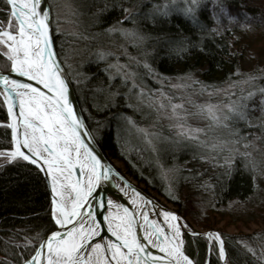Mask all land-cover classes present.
Wrapping results in <instances>:
<instances>
[{
	"label": "trees",
	"instance_id": "1",
	"mask_svg": "<svg viewBox=\"0 0 264 264\" xmlns=\"http://www.w3.org/2000/svg\"><path fill=\"white\" fill-rule=\"evenodd\" d=\"M130 3V0L115 3L104 0L98 6L101 11L97 28L86 34H95L104 25L118 21ZM175 4L170 3L166 11L162 8L163 12L158 17L163 30L157 33V40L171 39L164 42L161 53L150 60L155 70L166 75L194 72L207 87L248 79L252 90L244 101L243 117L247 120L232 114L229 126L235 131L234 140L240 139L244 130L253 128L261 140L255 153L235 154L223 173H211L208 177L193 167L185 168L187 160L177 162L175 165L179 166L172 181L174 187L167 193L161 189L162 179L151 163H146L132 146L119 138L118 131L124 125L125 117L130 116L131 108L112 86L115 81L109 78L103 63L85 62L76 68L77 73L73 75L63 59L72 39L53 30L52 37L86 122L105 155L110 160H119L123 172L142 185L143 190L148 192L151 188L171 201L182 218H191L201 228H213L219 218L225 216L228 219L225 208L228 202L244 203L260 183L257 171L264 157V125L254 120L262 114L261 105L264 107V42L258 43V39L249 38V34L264 33V0H198L195 5L191 4L193 11L190 14ZM154 11L150 10L145 17L147 21L155 20ZM9 12L5 0H0V25L3 27L8 23ZM9 66L10 61L0 54V68L8 69ZM101 88H104V94L101 92L97 95L99 99L94 98L93 92H99ZM100 98L102 102H96ZM114 101L118 109H114ZM111 110L115 112L116 119L109 116ZM6 121V109L0 102V149L11 147L10 130L4 124ZM248 135L252 136V133ZM204 178L213 179L215 188L204 186ZM219 208L220 213L217 214ZM52 224L51 199L41 171L23 160L1 162L0 264H19L27 258L39 240L37 237L41 238ZM220 235L224 240L226 264H264V228L251 233L220 231ZM185 237V251L196 264H203L206 238ZM208 264H222L214 243Z\"/></svg>",
	"mask_w": 264,
	"mask_h": 264
},
{
	"label": "snow or ice",
	"instance_id": "2",
	"mask_svg": "<svg viewBox=\"0 0 264 264\" xmlns=\"http://www.w3.org/2000/svg\"><path fill=\"white\" fill-rule=\"evenodd\" d=\"M196 2L192 0L193 5ZM5 3L10 12L7 27L0 25V47L6 49L0 54L10 61L11 69L7 74L0 72V102L7 106L12 122L6 127L12 137L11 150L0 156L36 166L51 177V190L58 194L52 202L56 230L37 237L39 246L24 264H195L183 251L182 225L175 214L163 212L165 223L159 224L150 219L149 205L154 209L155 204L140 193L141 204L133 199L131 207L107 197L102 185L109 181L112 169L94 155L85 140L90 134L69 100L49 38L51 10L43 8L42 0ZM186 11L190 14L193 9ZM13 73L37 86L11 78ZM179 107L173 105V112ZM233 114L244 116L243 112ZM74 171L78 177L87 175V182L73 180ZM99 217L103 219L98 221ZM138 229L143 230L142 238ZM107 233L110 237L105 240ZM215 240L224 260V240L219 233Z\"/></svg>",
	"mask_w": 264,
	"mask_h": 264
},
{
	"label": "rangeland",
	"instance_id": "3",
	"mask_svg": "<svg viewBox=\"0 0 264 264\" xmlns=\"http://www.w3.org/2000/svg\"><path fill=\"white\" fill-rule=\"evenodd\" d=\"M47 1L51 10V32L53 30L54 33L72 39L63 58L67 70L76 75V68L85 62L103 63L109 78L115 81L112 86L131 108L130 116L125 117V123L121 125V131H118L119 138L132 146L146 163H151L155 172L160 174L163 182L161 189L164 192L167 193L174 187L172 181L179 166L175 165L177 162L187 160L185 168L193 167L201 171V175L208 177L211 173H223L235 154L252 155L258 150L261 139L255 128L244 130L240 139L234 140L232 136L235 131L229 126L233 112H244L246 108L245 97L252 90L248 79L241 78L220 86L207 87L197 73L166 75L157 72L150 62L161 53L164 42L171 39L167 37L169 39L164 41L157 40V33L163 30L158 24V17L163 9L166 11L170 3H177L179 7L188 9L193 4L192 0H130L131 3L123 9L118 21L104 25L100 31L90 36L86 33L97 28L101 11L98 6L104 0ZM110 1L115 3L118 0ZM150 10H155L153 22L145 18ZM249 38L258 39L257 42L261 43L264 42V33L249 34ZM4 51L6 49L0 47V52ZM104 91V88L99 92L94 91L93 97L98 98L97 95L101 92L104 94ZM100 100L96 99V102H102V98ZM114 102L116 109L117 102ZM161 104L163 107H160ZM173 105L182 107L176 108L174 113ZM261 108L262 114L254 121L264 125L263 105ZM109 116L116 119L112 110ZM243 119L247 120L246 117ZM249 132L252 136L248 135ZM261 159L257 171L260 183L244 203L228 202L225 205L228 219L223 216L213 228H201L191 218L181 217L185 227L200 232L215 230L219 234L220 231L251 233L262 230L264 157ZM4 161H8V158L0 157V163ZM111 162L124 171L119 160L111 158ZM213 181L204 178L203 185L214 187ZM135 184L140 186L136 182ZM216 189L219 187L216 186ZM148 192L160 202L166 203L168 208L175 210L174 204L164 196L151 188H148ZM218 210L217 214L220 213V208ZM216 246L219 254V242Z\"/></svg>",
	"mask_w": 264,
	"mask_h": 264
},
{
	"label": "water",
	"instance_id": "4",
	"mask_svg": "<svg viewBox=\"0 0 264 264\" xmlns=\"http://www.w3.org/2000/svg\"><path fill=\"white\" fill-rule=\"evenodd\" d=\"M42 6L46 10L50 9L47 0H42ZM50 21H51V14H50ZM49 38H50V40L53 43V49L52 50L55 53L57 62L59 64V66H60V69H61V72H62V78L65 79V81H66V83L68 85L69 100L73 104V107H74L75 111L77 112L79 118L83 120V123L85 125V130L90 134L89 136L85 137V140H86V142H90V147L94 150V155H97V159H99L103 165H105L107 167H110L112 169V173L110 175L109 181L105 182L102 185V188L106 191L107 197L110 198L112 195H114V196L119 197V198L122 199V196L125 195L130 200V202L133 199H135L137 201V204L139 205V204H141V199H140V197L137 196V192L140 193L142 195V197L147 198L148 200H151L155 204V208L154 209H153L151 204L149 205V207L151 209H153V211L155 212L154 215H155L156 221L159 224H163L162 220H161V217H160V213L163 214V212L167 211V212L175 214L179 218L178 222L180 223V225H182V227H181V239H183L184 234L189 235V236H202V237H205L207 239L208 248H207L206 260H205L204 264H208V261H209V249H210V238L215 236V234H217L218 232L215 231V230H207V231H201L200 232V231H196V230H192V229H187L185 227V225H184L183 219L179 216V214L175 210L168 208L166 203L160 202L159 200L154 198L149 192H146L145 190H143L142 187L136 185L133 179H131L123 171L119 170L111 162V160L105 155L103 150L98 145L97 141L95 140V138H94V136H93V134H92L87 122H86V119H85V117L83 115V112H82V110L80 108V105H79V102L77 100L76 93H75V90L73 88L72 81H71L66 69L64 68V66H63V64H62V62H61V60H60V58H59V56L57 54V51L55 49L54 42H53V37H52V32H51V23L49 25ZM10 69H11V63H10V66H9L8 69H1L0 68V72H3L5 74H7L10 71ZM11 78L18 79V80H20L22 82L33 83L34 86H37L34 81H28L26 77L17 76L15 73L12 74ZM39 87L41 88V90H44L42 85H40ZM0 97L3 100V97L2 96H0ZM4 106H5L6 113H7V106L6 105H4ZM17 111H18V109H17ZM11 122L12 121L10 120V118L8 116V113H7V121L4 124L7 125V124H9ZM9 130H10V138H11L12 137V132H11L10 128H9ZM3 150L9 151V150H11V147L8 148V149H0V151H3ZM41 173H42V175H43V177H44V179L46 181V185L48 187V192H49L50 199H51V211H52V206H53L52 202H53L54 195L58 198V194H54L52 192V190H51L52 186H51V183H50V177H46L45 173L42 172V171H41ZM73 176H74V179L79 178V179H82L86 183V181L83 178V176H79L78 177L77 173L75 171L73 172ZM126 185L128 187H126ZM105 214H107L106 211H105ZM85 219H87V218H85ZM102 219H103V217H99L98 221L102 220ZM140 224H142L141 219H140ZM56 227L57 226L54 225V221H53L52 226L42 235L41 238L46 237L48 234L51 233V231L56 230ZM208 233H212L213 236H211V237L208 236L207 235ZM138 236H140L142 238V236H143V230L142 229H138ZM109 237H110V234L107 233L105 235L104 239L106 240ZM39 243H40V240H38V242L35 244V246H34L32 252L30 253V255L27 258H25L24 260H22L19 264H24V261L26 259H30L31 256L35 254V249L39 246ZM225 257H226V255H225ZM221 262H222V264H226L225 263V259L221 260Z\"/></svg>",
	"mask_w": 264,
	"mask_h": 264
},
{
	"label": "bare ground",
	"instance_id": "5",
	"mask_svg": "<svg viewBox=\"0 0 264 264\" xmlns=\"http://www.w3.org/2000/svg\"><path fill=\"white\" fill-rule=\"evenodd\" d=\"M3 151H5V150H3ZM3 151H0V152H3ZM0 157H4V156H0ZM87 171V169H85V172ZM83 178L85 179V181L87 182V175H83ZM73 180H75L74 179V176H73ZM50 183H51V186H52V181H51V177H50ZM65 195L66 196H70L71 195V193L70 192H66L65 193ZM125 196V195H124ZM122 196V199L121 198H119V197H116V196H114V195H112L110 198L114 201V202H116V203H121V204H124L126 207H131V202H130V200L127 198V196ZM113 211H115V209L113 210ZM149 211L150 212H153V215H151L150 216V219L151 220H153V221H156V218H155V212L153 211V209H151L150 207H149ZM158 212V211H157ZM160 217H161V220H162V223L164 224L165 223V221H164V218H163V214L162 213H160ZM141 219V222H142V224H143V219H142V217L140 218ZM179 223V222H178ZM180 224V223H179ZM146 227V226H145ZM110 234V233H109ZM108 239V238H107ZM106 239V240H107ZM97 242H99V241H97Z\"/></svg>",
	"mask_w": 264,
	"mask_h": 264
},
{
	"label": "flooded vegetation",
	"instance_id": "6",
	"mask_svg": "<svg viewBox=\"0 0 264 264\" xmlns=\"http://www.w3.org/2000/svg\"><path fill=\"white\" fill-rule=\"evenodd\" d=\"M180 239H181V237H180ZM181 240L183 241V251L185 252L186 255H188V256L193 260V258H192L189 254H187V252L185 251V246H186V237H185V235L183 236V239H181ZM213 242H214L215 245H217V242H216L215 238H214V237H211V238H210L209 256H210V253H211V245H212ZM207 248H208V242H207V239H206V253H207ZM206 253H205L204 262H205V260H206ZM193 261H194V260H193ZM194 262H195V261H194ZM204 262H203V264H204ZM195 264H196V263H195Z\"/></svg>",
	"mask_w": 264,
	"mask_h": 264
}]
</instances>
